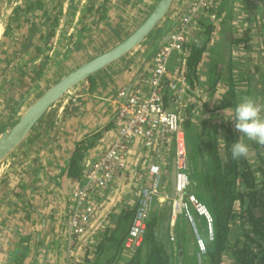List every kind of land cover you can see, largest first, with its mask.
Wrapping results in <instances>:
<instances>
[{"label": "crops", "instance_id": "0c3cea01", "mask_svg": "<svg viewBox=\"0 0 264 264\" xmlns=\"http://www.w3.org/2000/svg\"><path fill=\"white\" fill-rule=\"evenodd\" d=\"M190 1L175 0L174 4L181 9ZM57 2L58 0H44L42 10L36 11L34 13L36 16L30 21L35 26V31L30 36L26 27L28 22L23 16L14 20L13 24L18 21L19 25L6 35V25L12 20L13 9L18 5L0 17V131L19 115V111L16 112L19 103L27 92L37 85L47 65L53 62L55 58L53 54L56 51L58 53L59 50L78 46L83 52L89 47H101L111 41L110 37H106V40L104 37L114 30L117 31L121 26V13L114 9L109 12V9L107 12L108 15L111 13L109 18L102 16L93 6L96 0H73V2L65 0L60 8L61 13L58 10L59 17L56 18L55 25L51 26L54 35L45 46L40 36L50 30L52 21L46 19L56 17L57 11L54 7ZM67 9L68 25H62L61 19ZM213 11L216 15L215 19L208 20L213 27L208 50L204 53L198 68L200 84L204 80L202 75L211 58H219L218 65L222 68L229 64L230 58L232 65H235L240 63V59L250 57L248 62L253 67L250 55L254 54L253 51L256 53V43L263 42L264 0H220L214 5ZM198 20L191 25V41L197 39L203 32ZM107 23L109 26H106ZM152 36L147 42L153 41ZM142 53L143 55L146 53L145 48ZM48 55L49 58L46 59ZM125 57L123 59L127 58ZM138 59L140 58L131 61L132 64L115 65L114 63L109 68L96 73L93 81H88L87 86L80 88V99L74 102L73 108H70L66 101L53 105L33 127L21 147L10 158L7 166L2 168L9 166L10 169L0 177V194L4 193L6 188H12L13 191L0 204V264H7L10 247L24 248L26 242L29 247L28 253L23 254V264H66L68 261L72 264L82 263L86 247L95 246L105 230L113 231L122 211L135 208L140 188L147 177L145 163L151 161V158L160 163L162 184L160 187L162 195L154 197L151 210L171 201V221L173 198L169 196L168 183L172 162L175 161L173 151L170 147L156 159L149 151L142 149L141 141L134 140L130 143V152L119 178L113 185L92 195L91 202L96 208V213L91 217L84 234L74 241L71 251L68 249L67 219L73 207L71 192L80 184L83 176V173L79 178L69 176L71 154L84 138L85 142L86 140L90 142V148L87 149L82 161L83 168H87L90 161L97 159L109 146L116 135L114 118L117 104L113 99L117 92L124 86L128 87L135 77L139 81L148 75V67L143 71L144 63L141 61L137 64ZM179 64V57L173 55L170 69ZM223 72L226 74L227 70ZM43 75L45 76V73ZM199 89L192 88V92L187 95L191 97V94H196ZM224 91V82L220 81L213 96L206 98L201 96L204 103L195 105L191 109L190 118L196 120L197 116L198 118L203 116V112L207 114L208 109L217 108ZM192 101L188 104L185 99L182 104L185 106L184 109L180 108L183 110L180 112L181 126L189 106L195 102ZM219 117L220 121H224L221 115ZM187 166L186 162L185 168ZM179 214L174 216L175 220ZM173 226L170 224L169 232L172 231L175 238ZM24 236L28 240L22 242ZM193 239L194 236L189 245L194 242ZM126 252L121 253L119 260L116 256L118 264L128 258Z\"/></svg>", "mask_w": 264, "mask_h": 264}, {"label": "trees", "instance_id": "16d2710c", "mask_svg": "<svg viewBox=\"0 0 264 264\" xmlns=\"http://www.w3.org/2000/svg\"><path fill=\"white\" fill-rule=\"evenodd\" d=\"M42 6L41 0H33L26 9L29 12L33 8L42 9ZM198 24L203 32L186 44L184 74L193 90L200 88L207 96H213L220 81L224 82L225 91L217 108L206 109L208 113L203 112L201 118H190L195 103L189 106L183 117L188 163L184 172L189 179L188 192L206 205L212 215L213 239L206 237L203 221L195 216L198 234L205 244V252L198 257L195 239L189 245L192 232L187 218L180 213L173 226L175 238L172 241L169 232L171 201H168L150 210L142 241L133 250L125 248L124 241L135 208L122 211L116 228L111 232L105 230L95 246L86 247L84 261L78 264H118L124 251H127L128 258L121 264H264V145L247 137L244 139V135L235 129L234 120L225 123L217 119L223 111L234 113L236 105L245 96L252 97L262 106L260 115L264 118V68L256 63L249 67L250 57L240 59L236 66L232 65L230 58L229 64L222 68L218 65L219 58H211L200 84L198 68L208 50L213 27L208 19L200 18ZM53 35L54 30H51L49 39ZM262 38L264 45V35ZM226 70L227 75L223 72ZM89 81H93V77ZM238 139L249 147V152L233 159L231 145ZM90 144L82 140L76 146L69 161L70 177L81 176L82 161ZM26 239L24 236L22 242ZM28 247V242L24 248L10 247L7 264H23V254L28 253Z\"/></svg>", "mask_w": 264, "mask_h": 264}, {"label": "built area", "instance_id": "2783aa9c", "mask_svg": "<svg viewBox=\"0 0 264 264\" xmlns=\"http://www.w3.org/2000/svg\"><path fill=\"white\" fill-rule=\"evenodd\" d=\"M220 0H193L179 18L166 42L150 60L149 74L128 89L122 87L113 99L118 109L114 118L116 135L109 147L88 165L83 182L71 192L73 207L67 219L68 249L78 237L84 234L96 208L91 202L92 195L101 191L119 178L130 152V143L141 141L142 149L158 159L168 148L172 149L176 164L174 197L172 199L173 226L177 213H183L189 222L198 247L197 255L205 252V244L198 234L195 216L203 221L205 235L213 239V218L206 207L193 193L188 192L189 179L184 172L186 147L181 126L180 108L192 87L184 74L186 44L191 40L190 29L194 21L201 17L214 20V5ZM177 55L180 64L170 69V60ZM68 97L66 104L73 108L80 99V89ZM187 95V96H186ZM186 96V97H185ZM70 98V99H69ZM185 98V99H184ZM72 106V107H71ZM147 177L136 200L133 218L128 227L124 247L133 250L141 241L145 231V221L151 210L155 196L160 197V163H145ZM170 239H174L170 232ZM66 264H72L68 261Z\"/></svg>", "mask_w": 264, "mask_h": 264}, {"label": "water", "instance_id": "95a60500", "mask_svg": "<svg viewBox=\"0 0 264 264\" xmlns=\"http://www.w3.org/2000/svg\"><path fill=\"white\" fill-rule=\"evenodd\" d=\"M21 1L23 0H0V17L3 14L7 13L6 11H10L12 7L18 5ZM174 1L175 0H158L155 7L147 15V17L124 40L111 47L110 49L68 70L64 74L60 75L52 84L47 86L48 80L50 79L52 74H56L58 70L62 69L66 65L67 59L70 56L81 52L78 46L66 50H59L58 53L56 51V55L53 54V58L55 57L53 59V62L47 65L45 72H43L45 73V76L43 75V73L41 74L37 85L32 87L19 103L16 109V112L19 111V115L12 121V123L7 125L0 131V169L7 165V163L10 161V158L21 147L24 139L28 136L33 127L40 121L43 115L53 105L59 103L62 99L65 100V97L72 90L74 91L77 86L93 77L96 73L109 68L117 61L123 59L126 55L134 51L136 48L141 46L148 38H150V36L155 32L159 25L165 22L167 18H169V13L171 8H173ZM192 2L193 0L191 1V3ZM190 4H188L183 10L185 11ZM183 10L182 12H184ZM182 12L180 14H182ZM68 19L69 11L67 9V11L64 12L60 24L66 25L68 23ZM174 26L175 23L172 24L171 29L161 40V43L158 44L151 57L148 59L149 61L157 52V50H159L161 46L166 42L168 35L170 34ZM1 30L3 31L2 28ZM149 61L144 62L143 71L148 67ZM137 80L138 79H136L135 77L132 80L131 84L128 86V89L136 84L138 82ZM118 107L119 106L116 107V110L118 109ZM104 151H102L101 154ZM94 160H91L90 164ZM85 168L82 172L83 175L86 171ZM176 172V164L175 161H173L169 173L168 183L169 196L171 199L174 197L173 188L175 184ZM83 179L84 178L82 176L80 179V184L83 182ZM12 191V188H6L4 193L1 192L0 204Z\"/></svg>", "mask_w": 264, "mask_h": 264}, {"label": "rangeland", "instance_id": "374dc122", "mask_svg": "<svg viewBox=\"0 0 264 264\" xmlns=\"http://www.w3.org/2000/svg\"><path fill=\"white\" fill-rule=\"evenodd\" d=\"M117 1L119 2V4H117ZM153 1L155 2L156 0H116L115 1V5H114V7H112V9L118 10L122 16V19L120 22L121 26H119V27H121V30L119 31V32H121L119 35L120 40L123 39V37L126 36L128 33H130L145 18V16L151 11V8L153 7L152 5L155 4V3H152ZM21 5H22L21 3L18 4L19 7H22ZM136 5H137V7H136ZM174 6H175V4L173 5V7ZM170 15H172L171 12H170ZM170 15H169V18H167L165 20V22H163L162 24L159 25L158 29H161V31L159 30L158 33L154 34L155 33L154 32L153 33L154 35L152 34L153 35L152 36L153 41L151 43L147 42L149 39L148 38L146 40L147 43L145 42L143 44V46L139 47L134 52H132L131 54L126 56L127 57V58L125 57L126 59H121V60H119V62L117 61L115 65H122L124 63L129 64V63H131V61L135 60L138 57L140 59H138L136 61L137 64H139L141 61H143V63L147 62L152 51L156 48L157 43H159V41L164 37V35H165V33H166L170 23H171V20H172L171 17L172 16H170ZM160 27H162V28H160ZM106 37H110V39H111L110 34H108L107 36L104 37L105 40H106ZM112 37H114V36H112ZM111 41H112V39H111ZM110 42L106 43L105 45H103L101 47H95V46L89 47V49L84 50L83 52H79V53H76V54H73L72 56H70L67 59L66 65L62 69L58 70V72L56 74L55 73L52 74V76L48 80L47 86L52 84L60 75L64 74L68 70H70V69L80 65L81 63L89 60L91 57L99 54L100 52L111 48V46H113V45H111ZM261 43H262L261 41H258V43H256L257 44L256 45L257 46L256 53H255V51H253L252 53H254V54L250 55V56H251V64L252 65L256 63L261 68H264V48H263V45ZM144 48H145V52H146L145 55H143V53L141 54V52ZM48 58H49V55L46 57V59H48ZM249 67H250V65H249ZM84 85L87 86V81H85L84 83L77 86L74 89V91L72 90L65 97V100L62 99L61 101H67L68 97H70L71 95L76 93L75 91H77L78 89H80ZM224 88H225V86H224ZM200 90H197L196 94L195 93L191 94L192 95L191 97L190 96L187 97L188 104H190V102L192 100L193 101L195 100V102L192 101L193 103H195V105H199V104L203 105L204 102L202 101V97L206 98L207 95L204 92H202L200 94ZM220 90H222V88ZM182 109H184V108H182ZM181 111L183 112V110H180V112ZM220 115L222 116V119L224 120L225 123H227V122L231 123L233 121V119H231L232 115H233V113L231 111H223L220 113ZM217 119H221V118L219 116H217ZM245 138H246V136H244V139ZM9 169H10L9 166L2 169L0 172V177H2L4 175V172L9 170ZM188 227H190L189 222H188ZM199 229L203 230L201 227H199ZM190 231L192 232L191 229H190ZM192 236H194L193 232H192Z\"/></svg>", "mask_w": 264, "mask_h": 264}, {"label": "flooded vegetation", "instance_id": "af4514ba", "mask_svg": "<svg viewBox=\"0 0 264 264\" xmlns=\"http://www.w3.org/2000/svg\"><path fill=\"white\" fill-rule=\"evenodd\" d=\"M31 1H33V0H23V1H21L20 3L22 4L21 6L22 7H19V6H17V7H15L14 9H13V12H12V20H9V22L7 23V25H6V29H5V32H6V35L8 34V32L9 31H12L13 30V28L14 27H16L17 25H19L18 24V21H17V23L15 24H13V22H14V20H16L18 17H20V16H23L24 18H25V21H27L28 22V26H26L27 27V29H28V32H29V36L30 35H32V33L35 31V26H34V23H31L30 21L31 20H33V18L36 16V14H34L36 11H41L42 9H36V8H33L32 10H30L29 12L27 11V5L31 2ZM42 1V4L44 3V0H41ZM65 0H58V2H57V5L54 7V9L57 11V15H56V17H48L47 19H46V21H48V20H50V21H52V23L50 24V30L48 31V32H46L45 33V35H41L40 36V40L42 41V43H44L45 44V46H47V44L51 41V37H50V39H49V35H50V33H51V30H54V29H52L51 28V26L52 25H55V22H56V18L57 17H59L58 15V10H59V13H61L60 12V8H61V5L63 6V2H64ZM115 1L116 0H113V1H110V0H96V2H95V4L93 5L94 7H95V9H96V11L97 10H99V12H100V14L102 15V16H104V17H108L109 18V16H110V14L111 13H109V15L107 14V12H108V10L110 9V11L109 12H111V9H112V7H114V5H115ZM192 1V0H191ZM191 1H190V3H191ZM70 2H73V0H70ZM157 3V2H156ZM156 3L153 5V7L151 8V11H152V9L155 7V5H156ZM190 3H188V4H190ZM117 4H119V2L117 1ZM42 8H43V6H42ZM174 8V9H173ZM173 8H171V10H170V12H171V14L172 15H170V13H169V15L170 16H172L171 18H172V20H171V23L173 24V23H175V25L178 23V21H179V18L181 17V15L182 14H180L181 12H182V10L185 8V6H183L181 9H179V6L178 7H173ZM116 10V9H115ZM116 11H118V10H116ZM150 11V12H151ZM184 11V10H183ZM149 12V13H150ZM148 13V14H149ZM183 13V12H182ZM147 14V15H148ZM178 14H180V15H178ZM147 15L145 16V18L147 17ZM144 18V19H145ZM143 19V20H144ZM175 19H176V21H175ZM142 20V21H143ZM141 21V22H142ZM140 22V23H141ZM140 23L137 25V26H139L140 25ZM171 23H170V25H169V27H168V29H167V31H166V33H165V35L167 34V32H168V30H170L171 29ZM25 24V23H24ZM106 26H109V24L107 23V25ZM136 26V27H137ZM135 27V28H136ZM134 28V29H135ZM133 29V30H134ZM121 30V27H119L118 29H117V31L116 30H114V31H112L111 33H110V36H111V39H112V41L110 42L111 43V45H113V46H115V45H117L119 42H121L122 40H124L128 35H130V33L133 31H131L130 33H128L126 36H124L123 37V39H119L120 37H119V35H120V33L121 32H119ZM164 35V36H165ZM112 36H114V37H112ZM164 38V37H163ZM146 42V41H145ZM144 42V43H145ZM113 46H111V47H113ZM110 49V48H109ZM106 50H108V49H106ZM106 50H104V51H106ZM47 51V50H46ZM104 51H102V52H104ZM153 52V51H152ZM145 55V54H144ZM94 57V56H93ZM93 57H91V58H93ZM44 57H42V59H43ZM90 58V59H91ZM150 58V57H149ZM147 61H149V60H147ZM41 64L42 63H40V66H41ZM149 69H150V61H149V63H148V74H149ZM147 77V76H146ZM89 81V79L87 80V82Z\"/></svg>", "mask_w": 264, "mask_h": 264}, {"label": "clouds", "instance_id": "9594fccd", "mask_svg": "<svg viewBox=\"0 0 264 264\" xmlns=\"http://www.w3.org/2000/svg\"><path fill=\"white\" fill-rule=\"evenodd\" d=\"M262 106L252 97L245 96L236 105L232 118L235 121V129L246 136L249 140L264 145V118L260 113ZM249 147L241 140L231 145V156L239 159L248 154Z\"/></svg>", "mask_w": 264, "mask_h": 264}]
</instances>
